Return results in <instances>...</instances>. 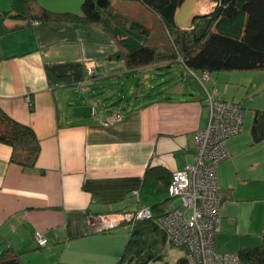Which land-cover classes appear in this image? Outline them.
<instances>
[{
    "label": "crops",
    "instance_id": "0c3cea01",
    "mask_svg": "<svg viewBox=\"0 0 264 264\" xmlns=\"http://www.w3.org/2000/svg\"><path fill=\"white\" fill-rule=\"evenodd\" d=\"M10 1L0 0L1 12ZM19 1L13 16L0 15V108L33 129L40 151L35 167L24 169L0 142V252L12 248L24 264H117L129 227L101 229L99 219L140 209L148 204L145 181L162 188L193 161L196 131L208 123L207 91L243 109L241 131L225 140L227 157L215 169L221 201L215 249L237 253L261 244L264 141L252 140L251 123L255 110H264V71L210 72L203 85L172 59L129 72L101 27L14 16L23 10ZM36 1L73 13L82 3ZM110 2L150 29L148 45L172 52L158 17L138 0ZM216 5L196 0L201 15ZM92 105L101 115L91 114ZM116 110L122 119L102 125L104 114ZM179 203L169 197L163 208ZM35 231L45 246L37 245Z\"/></svg>",
    "mask_w": 264,
    "mask_h": 264
},
{
    "label": "trees",
    "instance_id": "16d2710c",
    "mask_svg": "<svg viewBox=\"0 0 264 264\" xmlns=\"http://www.w3.org/2000/svg\"><path fill=\"white\" fill-rule=\"evenodd\" d=\"M15 2L17 0H14ZM23 10L14 16L38 21H65L94 24L114 38L117 54L124 58L129 72L166 60H176L189 71H264V0H214L217 5L197 16L190 28H179L175 13L184 0H138L155 14L172 43V52H161L148 45L150 29L141 22L114 11L110 0H82L80 13L56 12L41 6L36 0H22ZM0 11V15H11ZM16 14V15H15ZM228 23L227 25H224ZM235 30H230L231 26ZM49 77L50 69L47 67ZM59 81V80H57ZM57 83H60L57 82ZM254 142L264 141V110H255L251 123ZM0 142L11 148L10 161L24 169H32L40 151L33 129L9 117L0 108ZM171 178V175H170ZM166 181L162 188L143 185L142 200L151 210V217L126 223L129 234L117 264H148L161 260L166 252V233L157 219L167 210L163 204L169 199ZM157 195V198H153ZM146 199L149 201H146ZM122 223V224H123ZM168 246V245H167ZM174 264H189L186 253ZM241 264H264V238L255 247L237 252ZM0 264H24L20 253L12 248L0 252ZM164 264H169L165 262Z\"/></svg>",
    "mask_w": 264,
    "mask_h": 264
},
{
    "label": "built area",
    "instance_id": "2783aa9c",
    "mask_svg": "<svg viewBox=\"0 0 264 264\" xmlns=\"http://www.w3.org/2000/svg\"><path fill=\"white\" fill-rule=\"evenodd\" d=\"M88 75L95 76L96 69L88 67ZM203 85L209 78V72L195 74ZM208 123L195 134V153L193 161L172 172L168 185V195L180 201L162 214L157 222L166 233V244L187 251L189 264H241L237 253H220L215 249L214 237L219 231L218 185L216 166L227 157L225 140L241 131L243 109L232 101L224 100L214 91L206 92ZM91 114L101 115L95 105ZM120 110L104 114L101 124L111 125L120 121ZM137 194V191H133ZM148 207L125 212L119 217L99 219L101 229H109L122 222L151 217ZM38 246H45L46 238L40 231L33 233Z\"/></svg>",
    "mask_w": 264,
    "mask_h": 264
},
{
    "label": "water",
    "instance_id": "95a60500",
    "mask_svg": "<svg viewBox=\"0 0 264 264\" xmlns=\"http://www.w3.org/2000/svg\"><path fill=\"white\" fill-rule=\"evenodd\" d=\"M201 15L196 7V0H184L175 13V23L179 28H190L193 20Z\"/></svg>",
    "mask_w": 264,
    "mask_h": 264
},
{
    "label": "rangeland",
    "instance_id": "374dc122",
    "mask_svg": "<svg viewBox=\"0 0 264 264\" xmlns=\"http://www.w3.org/2000/svg\"><path fill=\"white\" fill-rule=\"evenodd\" d=\"M19 2H20L19 0H17L16 2L14 0H11L8 4V7L17 9V5L19 4ZM164 43H167V40H164ZM165 249H167V250L164 253L163 259L153 260V261H150L148 264H164L165 262H167L169 264H174L176 262V260L179 257H182L184 254L182 249H180L179 247H172V246L166 245Z\"/></svg>",
    "mask_w": 264,
    "mask_h": 264
}]
</instances>
